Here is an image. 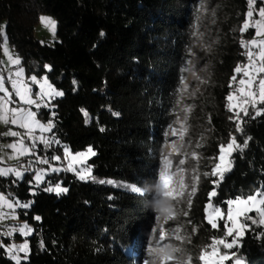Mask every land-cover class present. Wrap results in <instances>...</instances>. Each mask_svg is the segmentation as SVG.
<instances>
[{
	"label": "trees",
	"instance_id": "trees-1",
	"mask_svg": "<svg viewBox=\"0 0 264 264\" xmlns=\"http://www.w3.org/2000/svg\"><path fill=\"white\" fill-rule=\"evenodd\" d=\"M195 3L0 0L4 35L20 58L25 76L44 75L63 92L50 102L51 110H37L40 119L54 123L51 138L60 144H53L52 149L59 154L63 146L71 152L91 148L95 153L84 164L91 169L89 180L69 171L49 173L39 186L29 183V173L21 181L0 177V190L22 203L31 202L30 207L18 210L19 218L34 230L28 238L27 260L21 264H134L130 250L151 207L149 194L162 159L165 130L174 118L196 18ZM212 6L217 46L211 55L202 115L196 113L204 129L198 162L201 176L188 211L190 224L197 229L192 241L201 246L223 232L222 220H217L219 229H212L205 219L209 202L224 210L226 205L220 202L246 197L264 186V114L255 115L264 104L247 105L249 116L241 114L242 132L235 131L236 123L229 120L232 111L226 107V97L238 86H229L233 70L245 62L240 41L254 32L239 31L247 0H214ZM260 6L257 0L256 8ZM41 13L56 22L57 40L52 45L33 36ZM236 75L238 81L240 74ZM82 109L88 113L87 123ZM230 133L241 146L247 139V147L231 153L230 170L222 180L219 175L205 178L202 173L210 172L214 163L210 158L218 155V145L226 143ZM42 151L45 148L39 145L37 152ZM213 180H219L218 186ZM57 184L67 192L44 190ZM126 185L141 188L143 194ZM214 188L217 195L209 201ZM260 232L264 227L244 230L237 237L238 247L231 251L243 264H264V236L256 235ZM0 264H16L3 248Z\"/></svg>",
	"mask_w": 264,
	"mask_h": 264
},
{
	"label": "snow or ice",
	"instance_id": "snow-or-ice-1",
	"mask_svg": "<svg viewBox=\"0 0 264 264\" xmlns=\"http://www.w3.org/2000/svg\"><path fill=\"white\" fill-rule=\"evenodd\" d=\"M259 3L264 5V0H259ZM248 10L245 13V20L239 28L241 34L247 32L249 29H254L253 38L250 40L241 39L240 45L242 49H246V51L242 52V55L246 56L247 63L242 68L241 66H237L233 72L234 75L230 78V87L232 83H238L240 86L235 90V94L230 93L226 99L229 102L237 101V103H229L226 107L228 111L234 112L233 116L229 117V120L234 121L236 123L237 132H242L241 123H243L241 118V112H243L244 116H249V112L247 107H242L241 105H250L252 108H256L257 103L264 104V38L257 39L256 37H264V6L256 8L257 0H247ZM256 16V19H252L253 16ZM42 23H45L51 30H55V22L51 20V18L41 17ZM103 35V33H102ZM0 52H2L3 56L7 57L8 65L10 66L7 69V75L4 74L5 69L0 68V123L5 126L12 125L16 126L20 129H25L26 132L22 135L18 131L12 130L11 127L4 133H0V136H10L18 138L14 143H10L7 145H0V151L3 149H12L16 154H8L7 159H19V156L23 155H34L35 160L29 161L27 165L21 164L18 168L6 167L0 168V177H8L9 175H14L17 178H22L23 174L27 172L33 163L40 164H49V160L59 161L61 160L60 155H53L49 157H40L36 156L33 152V149L36 147V140H39L41 144L44 145L45 148L50 149L53 144L59 145L60 142L56 139H49L43 136L35 137L34 129L38 128L41 132H52L54 127V123L52 120H49L47 123H41L39 119H37L38 113L32 110V107H18L14 106L16 104V100L14 97L18 98L19 102L23 105L34 106L36 109L41 107H48L47 103L42 104L40 101H44L45 97L49 99L56 96H62L63 92L56 90L49 82L47 78L38 79L36 76L28 77V80L31 81L32 84H39L41 91L33 93L32 88L28 83L25 82L24 79V69L21 67V60L18 56H13L12 51L8 47L7 36L0 33ZM4 60L0 59V65H4ZM47 67V66H46ZM14 68L15 70H11ZM243 73V76L247 79H239L237 81V75ZM6 82L11 86L12 91H9V88L6 87ZM36 96L38 99H34L33 96ZM239 108V111L236 109ZM85 117L86 123L88 122L87 117L88 113L85 110H81ZM264 114V109H259L255 112V115ZM54 117L55 113H51ZM114 115H119L118 113H114ZM254 118V117H252ZM103 131V129H101ZM187 129H183L179 134L183 137V133L186 132ZM177 130L172 129V135H177ZM31 140V144H25V138ZM248 139H251L250 137ZM197 147H200L198 144ZM243 147H247V139L244 141L243 146L237 144L236 137L233 134H229L228 141L226 143H222L218 145V155L212 157L214 161L212 170L210 172H204L202 175L205 178H209L212 176L219 175L220 180L223 179V173L221 171L222 164L225 165L224 170H230L228 165L231 164V160H228L225 163L226 157H230L233 151L239 150L243 151ZM64 158L70 159V161L75 162L81 158L86 156V153L80 152L73 155L67 146H63ZM173 151L176 155H179L178 150L173 148ZM87 153L95 155L92 152V149L89 148ZM191 157L194 160H199V155L196 152L191 153ZM218 161V162H216ZM0 163H4V156H0ZM186 163L185 159H180L177 161V165H184ZM22 169V170H21ZM52 172L60 171L59 168L50 167ZM65 170L77 171L73 168L72 163L70 162L68 168ZM48 169H39L35 170L34 176L37 181L47 173ZM87 172L90 176L91 169L90 167L87 169H81L77 171V175L79 179H86V176L83 175V172ZM178 172L186 171L184 168L177 167ZM193 172H196V169L193 168ZM175 172L172 170V160L168 156H163V166L158 176L157 188L162 189L163 196L166 198H170L172 200H176L178 197H183L185 190L188 188V185L184 183L183 179L180 182V191L176 192L174 188L171 187V183L175 176ZM201 174H196L192 176V180L194 183L198 184L200 180ZM99 183H112V181H98ZM15 183V181H13ZM31 184L32 181H29ZM212 183L214 185L219 184V180H213ZM131 191L136 193H141L142 189L135 185H126ZM45 191H55L57 194L60 192H67V188H61L59 184H57L54 188L48 187L44 189ZM196 191L195 187L191 188V193ZM190 193V194H191ZM217 195L215 188L209 192V201L211 197ZM189 206L191 205V201H188ZM221 204L226 205V209L222 210V208L218 205H212L211 202L207 205L208 208L212 209L214 216L209 214L206 219L207 223L211 226L212 229H219L220 225L217 223V220H224L225 223L223 225V234L220 237H211L210 242L202 246L199 255L196 256V261L198 264H225L226 261H231L232 264H243L242 259L237 256L236 252L231 251L233 248L238 247L237 237L241 235L244 230L253 231L254 227H264V186L256 189L251 192L246 197L237 196L234 199H229L227 201L220 202ZM31 202L22 203L18 198L12 196V194H4L0 193V208H7L9 210L14 211L15 208H28L30 207ZM233 205L243 206L237 207L235 210V214L233 212ZM168 215L165 217V220L175 219V213L171 211V209L165 210ZM255 213L252 215L251 213ZM10 212H0V221H3L9 217ZM187 212L184 213V216L187 217ZM15 218V217H14ZM241 218L245 222H240ZM35 219L39 220V217H35ZM191 221H189V224ZM0 227H5L0 224ZM32 228L25 222L20 224L19 226H12L7 230L0 232V235L4 237H11L14 233H19L20 235L27 236L32 233ZM156 229H153V232L156 233ZM197 231L196 227L192 228V233L195 234ZM180 229L176 228L172 230V236L184 243L186 241V237L181 236ZM257 238L264 236V232L257 233ZM169 233L165 231L163 226L160 227L158 233L157 245L158 248H150L149 255L153 258H159L161 260V264H192L193 257L188 255L186 250L180 246H173L170 244H161L166 238H168ZM228 237H231V240H228ZM190 243V240H187ZM220 246L224 249L221 251ZM0 248H4L6 254L10 255V258L16 261V264H21V259H27L28 252V242L25 240L24 243L20 245H4L2 241H0ZM167 249H171L170 252ZM23 252L25 253L24 257H19L16 253ZM145 264H148L145 261Z\"/></svg>",
	"mask_w": 264,
	"mask_h": 264
},
{
	"label": "rangeland",
	"instance_id": "rangeland-1",
	"mask_svg": "<svg viewBox=\"0 0 264 264\" xmlns=\"http://www.w3.org/2000/svg\"><path fill=\"white\" fill-rule=\"evenodd\" d=\"M212 3L214 5V0H196L194 10L196 14V18L193 25V32L191 36V42L190 47L187 51V55L185 58V61L183 62V68H182V76L179 81V85L177 88V98L176 103L173 106V114L174 118L172 123L166 128L165 130V141L162 148V159L160 162V166L157 170L154 185H153V191L150 193L151 198V207L147 214L145 215V220L143 222V225L138 228L137 234H136V244L133 248L130 250V255L133 259L134 264H145V261L148 262V264H161V260L159 258H153L149 255L150 248H158L157 240H158V233L160 230V227L163 226L165 231L169 233L168 238H166L161 244H170L173 246H180L184 248L188 255L193 257L192 264H198L196 261V256L199 255L202 246L197 244V241H192V236L194 235L192 233V224H189L188 215L187 217L184 216V213L189 211V203L190 200L192 202L194 193H191V188H196V183L193 182L192 176L199 174V168H198V162L199 160H194L191 157V153L196 152L200 153V148L202 146L201 137L204 133V129L202 128L200 124V119H197L196 113H201L202 115V109L205 105V94L206 88L208 86V81L210 78V60L212 52L216 50L217 46V38H216V29H213V25L216 22L215 14L216 12L215 8L212 6ZM264 6V5H263ZM261 7V6H260ZM259 8V7H257ZM41 17H47L51 18L52 21L55 22L54 18L50 16L47 13H41L38 17V21L34 27L33 30V36L35 39L39 40L41 43H46L48 45L54 44V42L57 40L56 37V22H55V30H51L48 26L45 25V23H42ZM253 20L256 19V16L254 15ZM245 20V18H244ZM244 22V21H243ZM254 30V29H253ZM0 33L4 35V21H0ZM253 38L252 36H249L247 38H243L244 40H250ZM257 39H261L264 37H256ZM9 47V45H8ZM10 49V48H9ZM11 50V49H10ZM246 51V49H244ZM13 56L15 57L14 53L12 52ZM0 59L4 60L3 68L5 69L4 74L7 75V69L10 67L8 65L7 57L3 56L2 52H0ZM247 63V58L245 56V62L241 65L243 68L244 65ZM22 67V66H21ZM11 70H15L12 68ZM30 76H36L34 74H30L28 76H25L24 79L25 82L29 84V86L32 88L33 93L41 91L39 84H32L31 81L28 80V77ZM38 79L44 78L45 76H36ZM247 79L243 76V73H240L239 79ZM6 87L9 88V91H12L11 86L7 84ZM240 86L238 85L237 88ZM57 90V89H56ZM236 90V89H235ZM232 94H235V91L232 92ZM2 95V93H0ZM61 96H56L52 98L45 97L44 101H40L42 104L47 103L48 107H41L48 110L52 109V105L50 102L54 100L55 98H60ZM34 99H38L35 95L33 96ZM16 100V104L14 106L18 107H32L33 111L40 110L36 109L34 106H28L23 105L19 102L18 98L14 97ZM229 103H237V101L229 102L227 100L226 106ZM242 107H247V105H241ZM250 106V105H248ZM251 107V106H250ZM200 109V111H199ZM236 111H239V108L236 109ZM243 112H241L242 114ZM51 116V112L49 113ZM234 115V112H232L231 116ZM37 119L41 121V123H47V121H43L40 119L37 115ZM11 127L12 130L20 132L22 135L25 134V129H20L16 126L8 125L5 126L4 124L0 123L1 133H4L8 130V128ZM172 129L177 130V135H172ZM183 129H187L186 132L183 133V137L180 136V132L183 131ZM34 136L35 137H46L49 139L51 138V132H41L38 128L34 129ZM2 139H0V145H7L10 143H14L18 138L16 137H10V136H1ZM25 144H31V140H29L27 137L25 138ZM200 145V147H197V145ZM42 145L39 142V140H36V147L33 149V152L36 154V156L40 157H51L53 155H60L61 160L59 161H53L49 160V164H40V163H33L31 168L25 172L29 173L31 175V180L33 185L39 186L42 184V181L48 180L46 177L49 173H52L50 170V167L59 168L60 171H69L73 172L77 175V171L81 169H87L84 164L92 156V154L87 153V148L84 151H77V152H71L73 155L76 153L84 152L86 153V156L84 158H81L75 162L70 161V159L64 158V151L63 147L61 148L60 153L54 151L52 149V146L50 149L45 148V151H42L41 153H38V146ZM173 148L178 150L179 155H176L173 151ZM69 149V148H68ZM8 154H16L14 153V150L12 149H3V151H0V156H4V163H0V168H6V167H13L18 168L19 165L25 164L29 161H34L35 156L34 155H23L19 156V159H7ZM163 156H168L172 160V170L175 172V176L173 178V181L171 183V187L175 189L176 192L180 191V182L183 179L184 183L188 185V188L184 192L183 197H178L176 200H172L170 198H166L163 196L162 189L157 188L158 183V176L159 172L162 169L163 166ZM180 159H185L186 163L184 165H177V161ZM228 157L225 159V163L228 161ZM72 163L73 168H75L77 171L72 170H65L68 168L69 163ZM218 162V161H217ZM177 167L184 168L186 171L184 172H178ZM225 165L222 164L221 171L222 173L226 172L224 170ZM230 168V165H228ZM193 168L196 169V172H193ZM39 169H48L47 173L43 175L39 181L35 179L34 172L35 170ZM22 170V169H21ZM229 171V170H228ZM23 174V176H24ZM86 176V179L83 180H89L91 179L89 174L85 171L82 173ZM4 178H11L15 181H21L22 178H17L14 175H9L8 177ZM79 178V177H78ZM54 186H47L48 187H55ZM61 188H64L60 186ZM52 193H55V191H49ZM0 193L8 194L6 192H3L0 190ZM65 193V192H60ZM191 193V194H190ZM209 204V203H208ZM207 204V205H208ZM207 205L205 206V219L209 214H212L214 216V213L212 212L211 208H208ZM227 207V206H226ZM237 207H243V206H237L233 205V212L235 214V210ZM19 209H25V208H15L14 211L5 208H0V212H10L11 214L9 217L3 221H0V224L4 225L5 227H0V232H3L7 230L8 228L12 226H19L20 224L25 223L26 221L21 220L19 218L18 210ZM171 209L173 213H175V219H169L165 220V217L168 215L167 211ZM15 217V218H14ZM242 219V218H241ZM207 221V219H206ZM240 222H242L240 220ZM27 223V222H26ZM222 223L224 225L225 221L222 220ZM28 224V223H27ZM32 230L33 226L31 224H28ZM222 225V226H223ZM179 228L180 229V235L186 237V241L184 243H181V241L176 240L172 236V230ZM153 229H156V233L153 232ZM34 230L30 235L23 236L19 233H14L11 237H4L3 235H0V238L4 245H20L25 242V240L28 242V252L29 253V241L28 238L33 234ZM243 233V232H242ZM241 233V235H242ZM223 234V232H222ZM240 235V236H241ZM239 237V236H238ZM230 237H228L229 239ZM187 240H190V243L187 242ZM208 244V243H207ZM206 244V245H207ZM4 249V248H3ZM220 249L223 250L222 246H220ZM5 251V249H4ZM168 252L171 251V249H167ZM19 257H24L25 253L19 252L16 253ZM9 255V254H7ZM10 256V255H9ZM27 260V259H26ZM25 259H21L22 261H26ZM16 263L15 260L12 259Z\"/></svg>",
	"mask_w": 264,
	"mask_h": 264
},
{
	"label": "crops",
	"instance_id": "crops-1",
	"mask_svg": "<svg viewBox=\"0 0 264 264\" xmlns=\"http://www.w3.org/2000/svg\"><path fill=\"white\" fill-rule=\"evenodd\" d=\"M0 67L3 68V65H0ZM3 69H4V68H3ZM0 133H1V128H0ZM1 139H2V137H1Z\"/></svg>",
	"mask_w": 264,
	"mask_h": 264
},
{
	"label": "built area",
	"instance_id": "built-area-1",
	"mask_svg": "<svg viewBox=\"0 0 264 264\" xmlns=\"http://www.w3.org/2000/svg\"><path fill=\"white\" fill-rule=\"evenodd\" d=\"M1 68V67H0ZM0 139H1V136H0Z\"/></svg>",
	"mask_w": 264,
	"mask_h": 264
}]
</instances>
